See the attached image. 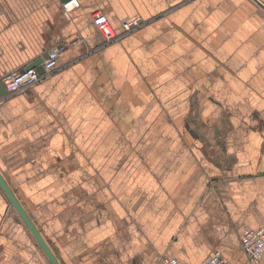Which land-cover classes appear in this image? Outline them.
Masks as SVG:
<instances>
[{"label": "crops", "instance_id": "0c3cea01", "mask_svg": "<svg viewBox=\"0 0 264 264\" xmlns=\"http://www.w3.org/2000/svg\"><path fill=\"white\" fill-rule=\"evenodd\" d=\"M64 1L0 0L1 80L66 43L0 88V171L60 263L264 264V0ZM0 264H52L1 185Z\"/></svg>", "mask_w": 264, "mask_h": 264}, {"label": "built area", "instance_id": "2783aa9c", "mask_svg": "<svg viewBox=\"0 0 264 264\" xmlns=\"http://www.w3.org/2000/svg\"><path fill=\"white\" fill-rule=\"evenodd\" d=\"M80 6L79 0H65L63 2L64 12L69 15L71 10ZM94 23L105 36L107 42H112L121 37V33L117 32L110 23L107 15L102 11H96L93 15ZM142 17H133L123 22L124 32H129L144 23ZM66 43H58L53 50L50 51L48 57L44 58L42 65L44 73H40L36 67L24 70H15L3 77V81L7 93L14 94L23 92L32 87L37 81L43 77L50 75L59 67V56L65 49ZM242 244L249 256L254 261L264 255V223L256 229H245L242 234ZM156 264H182L176 257L162 256ZM201 264H232L220 253H214L208 256Z\"/></svg>", "mask_w": 264, "mask_h": 264}, {"label": "water", "instance_id": "95a60500", "mask_svg": "<svg viewBox=\"0 0 264 264\" xmlns=\"http://www.w3.org/2000/svg\"><path fill=\"white\" fill-rule=\"evenodd\" d=\"M52 50L53 49L49 50L43 57H39L38 59L33 61L31 64H29L27 67L23 68L22 70L28 69L31 67H36L40 73H44L45 70H44V66L42 65V61L44 60V58L48 57L50 51ZM0 78L2 79L1 75H0ZM1 79H0V88L1 86L5 87L4 81ZM2 95L3 93H0V96ZM0 185L5 191V193L7 194L14 208L17 210V212L19 213L21 218L24 220L27 227L30 229V231L32 232V234L34 235V237L36 238V240L38 241V243L40 244V246L42 247V249L48 256V258L52 262V264H61L58 258L56 257V255L54 254V252L52 251V249L50 248V246L48 245V243L46 242V240L44 239L42 233L39 231V229L37 228V226L31 219V217L27 213L26 209L20 202L16 193L13 191V189L10 187L5 177L2 175L1 171H0Z\"/></svg>", "mask_w": 264, "mask_h": 264}]
</instances>
